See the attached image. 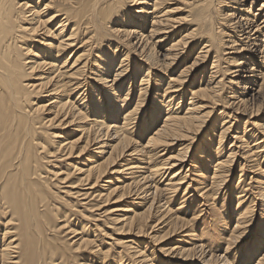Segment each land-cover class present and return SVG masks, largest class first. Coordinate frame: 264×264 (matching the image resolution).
I'll return each instance as SVG.
<instances>
[{
    "label": "bare ground",
    "instance_id": "obj_1",
    "mask_svg": "<svg viewBox=\"0 0 264 264\" xmlns=\"http://www.w3.org/2000/svg\"><path fill=\"white\" fill-rule=\"evenodd\" d=\"M0 264H264V0H0Z\"/></svg>",
    "mask_w": 264,
    "mask_h": 264
},
{
    "label": "rangeland",
    "instance_id": "obj_2",
    "mask_svg": "<svg viewBox=\"0 0 264 264\" xmlns=\"http://www.w3.org/2000/svg\"><path fill=\"white\" fill-rule=\"evenodd\" d=\"M154 71H156L157 73H160L159 70L154 69ZM189 96H190V95H189ZM187 101H189V100H187ZM185 105H186V103H185ZM147 108H148V107H147ZM249 174H250V172H249ZM234 178H235V179L238 178V174H237V173L234 174ZM235 181H236V180H235ZM115 237H120V236L117 235V234H114L113 237H112V239H107L108 243L112 242V240H113ZM250 241H251V238L247 240L245 247H247V243L250 242ZM149 246H151V245H149Z\"/></svg>",
    "mask_w": 264,
    "mask_h": 264
}]
</instances>
